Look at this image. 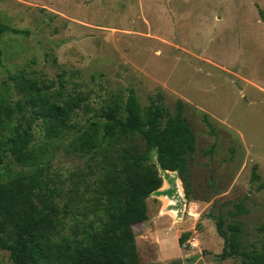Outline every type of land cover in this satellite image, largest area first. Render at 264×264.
Wrapping results in <instances>:
<instances>
[{"label": "rangeland", "instance_id": "rangeland-1", "mask_svg": "<svg viewBox=\"0 0 264 264\" xmlns=\"http://www.w3.org/2000/svg\"><path fill=\"white\" fill-rule=\"evenodd\" d=\"M0 20L29 32L0 36V96L17 98L3 82L25 69L86 98L80 125L131 93L143 109L161 95L171 114L183 102L196 136L189 185L160 172L148 220L133 227L140 264H242L219 258L218 215L243 224L246 247L264 246V0H0ZM71 139L47 144L49 176L88 200L101 171L66 151ZM46 140L38 121L33 143ZM133 143L146 150L140 138ZM254 166L261 181L252 180ZM20 168L9 158L0 172ZM236 204L245 212L232 218ZM0 264H12L8 251L0 249Z\"/></svg>", "mask_w": 264, "mask_h": 264}, {"label": "trees", "instance_id": "trees-1", "mask_svg": "<svg viewBox=\"0 0 264 264\" xmlns=\"http://www.w3.org/2000/svg\"><path fill=\"white\" fill-rule=\"evenodd\" d=\"M5 33L29 34L0 20V36ZM3 85L14 89L17 98L0 96V167L10 158L21 168L0 172V249L10 253L12 264H140L133 227L148 220L147 201L163 186L160 172H175L189 185L188 157L195 151L196 136L183 102L171 114L161 95L143 109L131 93L125 103H106L80 125L75 119L82 106L88 109L86 98L68 94L62 81L56 89L53 82L23 69L9 74ZM38 121L47 137L40 145L33 143ZM67 135L72 139L66 151L91 159L101 171L88 200L78 194L79 188L66 191L49 176L47 144ZM135 137L146 150L133 143ZM252 180L261 181L256 166ZM244 212L236 204L230 215ZM215 222L224 242L221 260L264 264V246L243 244L240 221L218 215ZM189 236L183 233L179 245Z\"/></svg>", "mask_w": 264, "mask_h": 264}]
</instances>
